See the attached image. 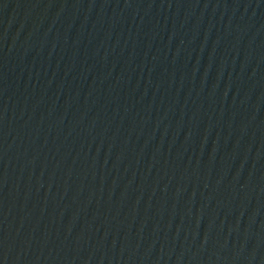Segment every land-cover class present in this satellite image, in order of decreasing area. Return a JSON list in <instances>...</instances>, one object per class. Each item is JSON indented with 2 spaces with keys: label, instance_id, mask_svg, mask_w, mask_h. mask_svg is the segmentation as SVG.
Returning a JSON list of instances; mask_svg holds the SVG:
<instances>
[{
  "label": "water",
  "instance_id": "95a60500",
  "mask_svg": "<svg viewBox=\"0 0 264 264\" xmlns=\"http://www.w3.org/2000/svg\"><path fill=\"white\" fill-rule=\"evenodd\" d=\"M0 264H264V0H0Z\"/></svg>",
  "mask_w": 264,
  "mask_h": 264
}]
</instances>
